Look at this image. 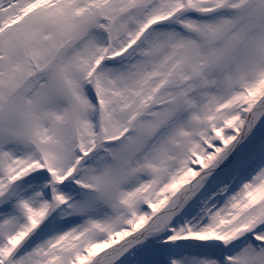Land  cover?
I'll list each match as a JSON object with an SVG mask.
<instances>
[{
  "label": "snow or ice",
  "instance_id": "1",
  "mask_svg": "<svg viewBox=\"0 0 264 264\" xmlns=\"http://www.w3.org/2000/svg\"><path fill=\"white\" fill-rule=\"evenodd\" d=\"M0 264H264V0H0Z\"/></svg>",
  "mask_w": 264,
  "mask_h": 264
}]
</instances>
